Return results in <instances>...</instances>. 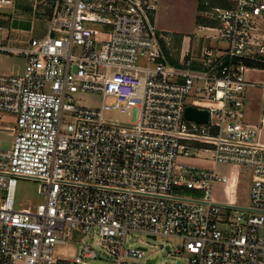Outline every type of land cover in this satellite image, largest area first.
Masks as SVG:
<instances>
[{
    "label": "built area",
    "instance_id": "1",
    "mask_svg": "<svg viewBox=\"0 0 264 264\" xmlns=\"http://www.w3.org/2000/svg\"><path fill=\"white\" fill-rule=\"evenodd\" d=\"M160 1L50 0L48 33L16 44L2 24L13 1L0 0V57L26 61L23 75L0 72V113L17 122L11 146L0 140V264H139L148 250L129 243L132 234L178 238L168 252L185 251L188 264H264V144L245 121L247 71L264 70V0L212 7L209 37L227 47L206 48L199 67L170 61ZM78 91L111 100L79 107ZM187 106L208 110L209 120L187 119ZM195 150L249 167L250 204L216 201L215 185L229 177L184 163ZM21 179L37 181L44 201L16 209ZM94 234L105 253L85 243ZM79 242L76 254L54 255Z\"/></svg>",
    "mask_w": 264,
    "mask_h": 264
},
{
    "label": "rangeland",
    "instance_id": "2",
    "mask_svg": "<svg viewBox=\"0 0 264 264\" xmlns=\"http://www.w3.org/2000/svg\"><path fill=\"white\" fill-rule=\"evenodd\" d=\"M171 6L166 7L167 11L164 13L167 23H178L180 19L185 15L189 2L184 0H172ZM213 4V3H212ZM210 5V4H209ZM207 5V6H209ZM214 5H218L217 3ZM189 12V11H188ZM176 17V18H175ZM80 47L75 48V53L79 54ZM26 61L23 57L12 56L10 54H4L0 57V72L4 74L20 76L25 73ZM258 98L261 99V93H257ZM72 102L79 106L89 109H101L104 103H109L111 98H103L100 93L93 92H76L71 94ZM259 99V100H260ZM190 103L191 100L189 99ZM249 107L253 110H258L259 101H250ZM103 116L106 120L118 121L120 123H127L128 118L125 114L118 110H104ZM245 116V121H247ZM17 127L16 116L9 112L0 113V128L4 129L0 131V140L4 148L11 146L12 135L11 129ZM8 129V130H6ZM261 139V138H260ZM182 161L187 164H194L200 168L216 169L218 173L227 174L229 177L228 183H217L214 187V199L222 203H232L237 207H243L250 204L249 193L251 184L253 181L252 171L245 165L234 164H216L211 158V153L204 150H195V155L192 157L182 158ZM182 196L195 197L201 199L203 196L202 191L199 189L191 190L184 189ZM44 201V195L40 192L39 184L35 180L21 179L15 190V207L16 209L25 208L28 206H36L38 203ZM80 237V236H78ZM98 237L94 234L92 238L85 237V243H89L96 253H105L104 250L97 244ZM129 243H134L136 246L147 248L148 253L139 264H149L148 262L155 257H158L154 264H176L177 260H181L182 263L188 264V254L185 251L176 253L174 251L168 252L167 246H171L172 249L179 247L180 240L178 238H167L160 236L157 239L148 238L142 234H132V239ZM80 242L78 244H65L58 245L55 248L54 255L56 257H66L73 253H77ZM91 264H112L111 261L101 258L88 259ZM152 264V263H151Z\"/></svg>",
    "mask_w": 264,
    "mask_h": 264
},
{
    "label": "crops",
    "instance_id": "3",
    "mask_svg": "<svg viewBox=\"0 0 264 264\" xmlns=\"http://www.w3.org/2000/svg\"><path fill=\"white\" fill-rule=\"evenodd\" d=\"M12 1L11 6L3 9L2 24L5 32L16 41V44H21V40L44 37L49 29L50 0ZM187 1L189 2L187 8L189 12L186 11L178 23H167L168 17L164 16L167 11L166 7L171 6L172 0H161L158 11L157 26L169 38L170 42L169 44L167 41L162 43L170 61L176 65H179L184 59H194L202 55L206 48H218L222 51L227 47L225 41L209 37L212 31L208 30V28L216 26V21L210 17V10L212 7H222V5H212L214 0H184L185 3ZM220 1L229 4L228 7L235 5V0ZM194 60L193 66L199 67L200 61ZM247 79L250 84L245 100V116H249L247 122L258 127L257 140L264 144V92L260 86L264 81V70L249 69ZM259 92L261 99L258 98L257 93ZM254 100L259 101L258 110L249 107L250 101Z\"/></svg>",
    "mask_w": 264,
    "mask_h": 264
},
{
    "label": "water",
    "instance_id": "4",
    "mask_svg": "<svg viewBox=\"0 0 264 264\" xmlns=\"http://www.w3.org/2000/svg\"><path fill=\"white\" fill-rule=\"evenodd\" d=\"M185 117L189 120H194L197 123H201V122H207L209 120V112L206 109H199L197 107H193V106H187L185 109ZM153 239H155L156 237H152ZM169 249V247H167V250ZM157 260V257H155V259H153L151 262L155 263ZM176 264H182L180 260L176 261Z\"/></svg>",
    "mask_w": 264,
    "mask_h": 264
},
{
    "label": "trees",
    "instance_id": "5",
    "mask_svg": "<svg viewBox=\"0 0 264 264\" xmlns=\"http://www.w3.org/2000/svg\"><path fill=\"white\" fill-rule=\"evenodd\" d=\"M218 2H220V3H218ZM221 4L222 5V7H224V6H226V7H228V6H230L229 4H226L225 2H221L220 0H214V2H213V4L212 5H214V4Z\"/></svg>",
    "mask_w": 264,
    "mask_h": 264
}]
</instances>
